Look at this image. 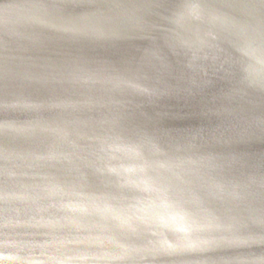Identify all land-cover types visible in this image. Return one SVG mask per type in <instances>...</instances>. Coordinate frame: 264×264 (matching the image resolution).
<instances>
[{"label": "water", "instance_id": "obj_1", "mask_svg": "<svg viewBox=\"0 0 264 264\" xmlns=\"http://www.w3.org/2000/svg\"><path fill=\"white\" fill-rule=\"evenodd\" d=\"M0 264H264V0H0Z\"/></svg>", "mask_w": 264, "mask_h": 264}]
</instances>
